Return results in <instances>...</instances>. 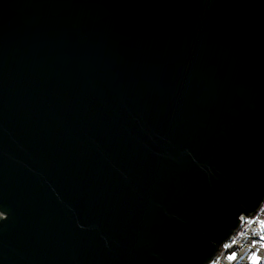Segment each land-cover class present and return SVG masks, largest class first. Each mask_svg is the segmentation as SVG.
Instances as JSON below:
<instances>
[{
    "label": "water",
    "instance_id": "95a60500",
    "mask_svg": "<svg viewBox=\"0 0 264 264\" xmlns=\"http://www.w3.org/2000/svg\"><path fill=\"white\" fill-rule=\"evenodd\" d=\"M264 202V0H0V264H205Z\"/></svg>",
    "mask_w": 264,
    "mask_h": 264
},
{
    "label": "built area",
    "instance_id": "2783aa9c",
    "mask_svg": "<svg viewBox=\"0 0 264 264\" xmlns=\"http://www.w3.org/2000/svg\"><path fill=\"white\" fill-rule=\"evenodd\" d=\"M260 208L264 209V202ZM253 257H259L258 264H264V216L256 213L242 216L237 229L205 264H252Z\"/></svg>",
    "mask_w": 264,
    "mask_h": 264
},
{
    "label": "rangeland",
    "instance_id": "374dc122",
    "mask_svg": "<svg viewBox=\"0 0 264 264\" xmlns=\"http://www.w3.org/2000/svg\"><path fill=\"white\" fill-rule=\"evenodd\" d=\"M256 214L260 215V216H264V209H261L256 211Z\"/></svg>",
    "mask_w": 264,
    "mask_h": 264
},
{
    "label": "snow or ice",
    "instance_id": "6c2138e0",
    "mask_svg": "<svg viewBox=\"0 0 264 264\" xmlns=\"http://www.w3.org/2000/svg\"><path fill=\"white\" fill-rule=\"evenodd\" d=\"M259 257H253L252 264H258Z\"/></svg>",
    "mask_w": 264,
    "mask_h": 264
}]
</instances>
